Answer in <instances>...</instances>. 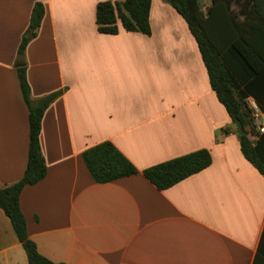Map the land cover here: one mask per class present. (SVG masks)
<instances>
[{
    "label": "crops",
    "instance_id": "crops-1",
    "mask_svg": "<svg viewBox=\"0 0 264 264\" xmlns=\"http://www.w3.org/2000/svg\"><path fill=\"white\" fill-rule=\"evenodd\" d=\"M122 1L0 0V187L19 182L28 163L29 110L17 73L25 67L35 101L63 92L42 122L47 175L20 196L42 256L63 264H264V175L244 157L188 23L152 0L150 36L120 22L118 35L100 33L97 5ZM36 3L45 17L19 59ZM211 4L203 0V11ZM255 133L264 162V133ZM106 141L137 175L93 180L83 153ZM201 149L211 166L167 190L143 175ZM0 264H29L1 207Z\"/></svg>",
    "mask_w": 264,
    "mask_h": 264
},
{
    "label": "trees",
    "instance_id": "trees-1",
    "mask_svg": "<svg viewBox=\"0 0 264 264\" xmlns=\"http://www.w3.org/2000/svg\"><path fill=\"white\" fill-rule=\"evenodd\" d=\"M186 20L208 71L211 88L237 127L241 151L262 175L258 144L251 138L257 126L248 105L254 99L264 112V0H212L203 11V0H165ZM152 0L101 2L97 5L98 30L106 35H118L119 22L129 33L151 35ZM234 6L238 7L235 11ZM45 17V7L36 3L29 28L19 47L23 59L31 40L37 37ZM24 101L29 110L30 142L28 163L23 178L8 187H0V207L10 219L22 244L29 264L55 263L42 256L29 238L27 221L20 208L23 189L45 179L47 164L42 153L40 136L45 112L61 95L56 92L38 100L31 95L25 67L17 69ZM228 129H225L227 132ZM84 162L98 184H106L139 173L135 165L110 141L102 142L83 153ZM212 164L209 150L201 149L147 168L143 175L157 189L164 191Z\"/></svg>",
    "mask_w": 264,
    "mask_h": 264
},
{
    "label": "built area",
    "instance_id": "built-area-1",
    "mask_svg": "<svg viewBox=\"0 0 264 264\" xmlns=\"http://www.w3.org/2000/svg\"><path fill=\"white\" fill-rule=\"evenodd\" d=\"M248 105L253 111V116L255 117V125L259 126V132L260 133H264V126H262L260 123L256 124V121L259 119L262 111L259 109V107L257 106L255 100L252 99V98H250L248 100Z\"/></svg>",
    "mask_w": 264,
    "mask_h": 264
},
{
    "label": "rangeland",
    "instance_id": "rangeland-1",
    "mask_svg": "<svg viewBox=\"0 0 264 264\" xmlns=\"http://www.w3.org/2000/svg\"><path fill=\"white\" fill-rule=\"evenodd\" d=\"M209 3H210V1H208ZM205 5H207V3H204V6ZM234 9H235V11H237L238 10V7L237 6H234Z\"/></svg>",
    "mask_w": 264,
    "mask_h": 264
},
{
    "label": "water",
    "instance_id": "water-1",
    "mask_svg": "<svg viewBox=\"0 0 264 264\" xmlns=\"http://www.w3.org/2000/svg\"><path fill=\"white\" fill-rule=\"evenodd\" d=\"M19 66H22V64H19Z\"/></svg>",
    "mask_w": 264,
    "mask_h": 264
}]
</instances>
